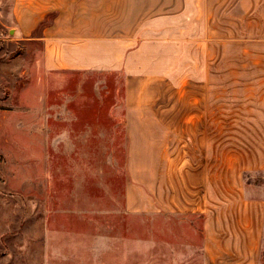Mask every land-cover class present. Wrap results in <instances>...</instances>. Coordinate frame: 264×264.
Here are the masks:
<instances>
[{"label":"rangeland","instance_id":"1","mask_svg":"<svg viewBox=\"0 0 264 264\" xmlns=\"http://www.w3.org/2000/svg\"><path fill=\"white\" fill-rule=\"evenodd\" d=\"M28 9L206 77L47 73ZM0 264H264V0H0Z\"/></svg>","mask_w":264,"mask_h":264},{"label":"crops","instance_id":"2","mask_svg":"<svg viewBox=\"0 0 264 264\" xmlns=\"http://www.w3.org/2000/svg\"><path fill=\"white\" fill-rule=\"evenodd\" d=\"M49 1H46L47 4ZM14 12L15 19H11L14 34L20 37H29L30 41L40 42L42 45L39 54V62H42L43 69L47 73H59L77 70H101L122 69L128 77H146L156 80L167 79L173 82V78L178 79L177 87L184 85L187 76L191 73L193 81H204L206 77V44L199 42L194 44L192 67L188 68L187 73L184 69H170L168 56L164 60L159 56V44H169L165 40L135 38H97V37H78L70 33L62 32L58 27V21L44 28L39 34L34 35L37 24L41 22L40 11ZM145 27H147L145 25ZM153 56L155 57L153 59ZM152 57V59H150ZM177 58L183 57L178 54ZM176 58V59H177ZM148 59L156 62V65L149 64ZM179 60L177 61L178 64ZM203 62V63H202ZM205 65V66H204ZM204 66L205 68H201ZM183 77L180 79V77ZM186 77V79H185ZM185 171V169H183ZM211 182L209 178L208 184Z\"/></svg>","mask_w":264,"mask_h":264}]
</instances>
